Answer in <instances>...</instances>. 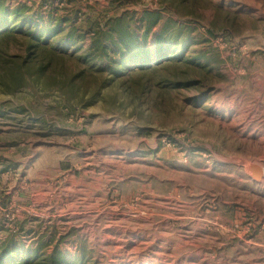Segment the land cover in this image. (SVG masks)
Here are the masks:
<instances>
[{
  "label": "rangeland",
  "instance_id": "374dc122",
  "mask_svg": "<svg viewBox=\"0 0 264 264\" xmlns=\"http://www.w3.org/2000/svg\"><path fill=\"white\" fill-rule=\"evenodd\" d=\"M264 0H0V264H264Z\"/></svg>",
  "mask_w": 264,
  "mask_h": 264
},
{
  "label": "bare ground",
  "instance_id": "6f19581e",
  "mask_svg": "<svg viewBox=\"0 0 264 264\" xmlns=\"http://www.w3.org/2000/svg\"><path fill=\"white\" fill-rule=\"evenodd\" d=\"M255 173H257L258 171H260L261 172V177L263 176V174H264V171H263V168L262 167H255Z\"/></svg>",
  "mask_w": 264,
  "mask_h": 264
},
{
  "label": "water",
  "instance_id": "95a60500",
  "mask_svg": "<svg viewBox=\"0 0 264 264\" xmlns=\"http://www.w3.org/2000/svg\"><path fill=\"white\" fill-rule=\"evenodd\" d=\"M255 175H256V178H260L261 177V172L258 171L257 173H255Z\"/></svg>",
  "mask_w": 264,
  "mask_h": 264
}]
</instances>
